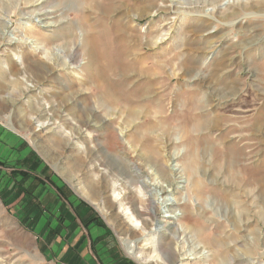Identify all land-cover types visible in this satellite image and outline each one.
Wrapping results in <instances>:
<instances>
[{
	"label": "rangeland",
	"instance_id": "obj_1",
	"mask_svg": "<svg viewBox=\"0 0 264 264\" xmlns=\"http://www.w3.org/2000/svg\"><path fill=\"white\" fill-rule=\"evenodd\" d=\"M94 1L47 0L44 21L34 0H0V126L22 150L0 161V264H141L121 198L173 170L170 195L205 216L204 258L180 237L174 264H264V0ZM158 201L149 241L170 259L182 223Z\"/></svg>",
	"mask_w": 264,
	"mask_h": 264
},
{
	"label": "bare ground",
	"instance_id": "obj_2",
	"mask_svg": "<svg viewBox=\"0 0 264 264\" xmlns=\"http://www.w3.org/2000/svg\"><path fill=\"white\" fill-rule=\"evenodd\" d=\"M46 2H47V0H34V2H33V5H37V4L43 5V8H40L38 11H36L37 12L36 14L39 15L38 17H40V16L43 17L44 21H46L47 17L51 14L48 10H45ZM94 2H95V5H97V6L101 5V3H100L101 1H99V0H95ZM102 13L109 14L107 12H102ZM53 25H55V24L47 21L46 24H44L43 26L47 27V26H53ZM78 42H79V40L72 46L71 53L68 54V57L72 62H75V60H76L74 53L77 52V50H78V47H79ZM87 49L88 48H85V51H87ZM91 49H92V47H91ZM60 52H63V51L59 50L55 53L57 58L62 56ZM88 54L92 55L93 54L92 50H90L88 52ZM46 63H50V61H46ZM122 69H124V68H122ZM49 71H50V68L48 67V65L44 64L43 65V74H46ZM132 98H128V100L131 101ZM51 107H53V106H51ZM184 121L188 122L187 118H185ZM202 124L203 123H198L196 125V127H198V128L200 127V129H202L203 128ZM195 161H196V156L194 155L193 160H192V163H194V165H195ZM173 171L167 172V173H164V172L162 173L159 171L155 172L156 175H158V176L160 175V177H162V179L164 178L163 182L161 181L162 183L160 181L148 182L146 180H143L142 183H143L144 187L145 188H151V190L157 189V194L154 193L153 196L148 197L147 193L144 192L145 193L144 195L145 196L147 195V198L144 199L142 197H139L138 195H133V190H130L129 187H126V192L122 196L123 198H121L120 207L122 208L123 212L121 211L122 213L120 212V214H118L116 217V220L118 222H120V225H119L120 227L118 229V233L120 234V237L122 239V244L124 246V249L126 250V253L131 258L135 259L136 261L140 262L141 264H165V263L166 264H174L175 262H177V258H176L177 255H176L175 249L173 247V242L175 243L176 241H178L177 243H179L180 237L183 238L185 241H187L188 245L193 246V250H195V251L192 253L194 254L195 259L201 258V257L204 258V255L201 254L203 247L197 246L196 236L192 233L195 229L196 222L205 220L204 213L201 214L198 212V208H199L198 205H194V204L191 205V203L183 202L180 199L175 198V197L173 198L172 197L173 194L170 195V192L172 191L171 187L174 183L173 179H172V175H171V173H174ZM105 173H107V172H105ZM134 174L136 175V177L139 176L137 172H134ZM179 177H180V175H179ZM185 178H186V180L185 181L183 180V181L188 182L190 184V178L187 176V174H186ZM212 178H213V181H216L218 179V175H216ZM112 186H110L109 184L104 185V191H105V194L107 195V201L110 204L109 209H114L116 204L118 203L117 200L119 199L118 196L115 197L114 200L110 199L108 192L113 189ZM127 189H129V190H127ZM201 189H202V184H200V182H198V181L194 182L192 187H191L192 192H196L197 194H201ZM161 198H162V200H161ZM157 199L161 201V202L158 201V204L161 203L165 208H167V212L170 213L169 217L172 218L173 221H169V223L176 222V221H180L182 223V226L180 228L176 227L175 224L174 225L172 224L170 231L174 235L172 236L171 243H169L168 245H165L166 247L164 250L169 255L170 259L165 258L163 256V254L158 252V250L160 248H163V246H164L163 243L155 244L156 240L149 241V239H151L150 233H151L152 227L161 222L159 217L156 216V212L151 211L152 209L150 210V207L152 204L153 205L155 204L154 207L153 206L151 207V208H153L154 211L155 210L157 211L160 209V207L157 205ZM122 200L123 201L126 200V202H123ZM138 202H141L143 204L142 207L138 206ZM165 229L166 228H164V230ZM217 243L214 242L212 247L217 246ZM151 251L153 253H156V254L149 256ZM187 257H189V256L186 255L184 258H187ZM163 260H164V262H163Z\"/></svg>",
	"mask_w": 264,
	"mask_h": 264
},
{
	"label": "crops",
	"instance_id": "obj_3",
	"mask_svg": "<svg viewBox=\"0 0 264 264\" xmlns=\"http://www.w3.org/2000/svg\"><path fill=\"white\" fill-rule=\"evenodd\" d=\"M20 144L21 142H18L17 139L13 137V135L3 130L2 126H0V161L1 162H4L5 159H11L15 161L18 152L19 151L22 152L21 148H19ZM26 154L27 153L24 152L23 150L22 155L25 156ZM41 198H43V192L42 195H40L39 200H41Z\"/></svg>",
	"mask_w": 264,
	"mask_h": 264
},
{
	"label": "trees",
	"instance_id": "obj_4",
	"mask_svg": "<svg viewBox=\"0 0 264 264\" xmlns=\"http://www.w3.org/2000/svg\"><path fill=\"white\" fill-rule=\"evenodd\" d=\"M28 159H29V157H27L25 161L28 162ZM25 174H26L25 172H21V175L25 176ZM23 179H24V177H23ZM23 179H22V180H23ZM20 184H21V186L23 187V189H22V194H23V196H25V199H26V197L28 196V192H32V190H31L32 187L30 186V188H28L27 186H25V183L22 182L21 180H20ZM61 191L63 192V194H64L67 198H69L68 194L65 193V191H64L63 189H61ZM25 193H26V195H25ZM35 198H36V197H35ZM34 206H35V203L32 202V203H31V208L34 207ZM31 208H30V209H31ZM35 208L37 209V206H36ZM77 209H78V213H80L79 208H77ZM32 211H34V209H32L31 212H32ZM34 212H35V211H34ZM86 217H88V216L83 217V219L86 220ZM87 220H88V219H87Z\"/></svg>",
	"mask_w": 264,
	"mask_h": 264
}]
</instances>
